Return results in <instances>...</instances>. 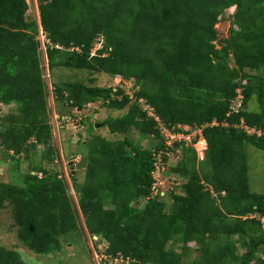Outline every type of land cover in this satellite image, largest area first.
I'll use <instances>...</instances> for the list:
<instances>
[{
  "label": "trees",
  "instance_id": "trees-1",
  "mask_svg": "<svg viewBox=\"0 0 264 264\" xmlns=\"http://www.w3.org/2000/svg\"><path fill=\"white\" fill-rule=\"evenodd\" d=\"M28 9L27 0H0V104L9 105L0 147L13 161L42 152L40 166L20 174L19 182L0 184V206L11 208L19 241L50 254L82 219L91 236L107 243L106 254L122 260L117 264H264V194L250 189L247 154L248 144L264 150V133L247 130L264 132V0H39L40 22L27 18ZM228 10L230 35L218 46L216 25ZM40 32L49 69L121 75L138 86L130 94L120 85L57 82V102L74 109L101 98L111 109L129 105L103 123L112 133L136 129L160 141L142 147L130 137L90 134L80 143L86 178L81 183L70 173L75 199L68 180L42 164L59 152ZM142 98L160 121L148 115ZM254 98L260 110L250 108ZM160 123L201 134L168 146ZM161 163L164 173L184 179L170 200L154 191ZM0 264L27 262L0 245Z\"/></svg>",
  "mask_w": 264,
  "mask_h": 264
},
{
  "label": "rangeland",
  "instance_id": "rangeland-1",
  "mask_svg": "<svg viewBox=\"0 0 264 264\" xmlns=\"http://www.w3.org/2000/svg\"><path fill=\"white\" fill-rule=\"evenodd\" d=\"M29 9L27 11V18L34 19L40 22L38 2L39 0H27ZM226 18L220 21L216 28L218 34V46L222 44L225 38L230 35V27L232 26V18L230 17V10L226 13ZM104 38V37H101ZM38 39L41 41V60L44 67V81L47 88V99L50 110V120L53 126V140L52 144L55 146L57 154L54 161L48 162L43 160L42 164L46 167L57 170L63 175L69 184L70 195L75 199L73 180L70 176L71 169L69 166V158L76 156V160L82 158L80 154V144L85 139H89L90 134L101 135L109 140H124L130 137L134 142L139 143L142 147H154L159 144L153 135L141 136L139 131L131 129L128 133H112L107 125L103 122L108 117H118L125 114L129 110V105L122 109H111L101 98L98 101L88 104L84 108L74 109L67 106L65 103L57 102L55 84L57 82H84L90 86L108 87L114 86V78H111L103 72L90 71L86 69H72L66 66H57L54 69L47 67L46 50L44 47L45 35L40 32ZM105 40H100V42ZM101 43H97L93 49L99 47ZM255 73L253 70H248ZM93 80V81H92ZM130 94H133L137 89L134 79H126L123 82ZM142 100H144L142 98ZM250 108L253 110H260L259 102L254 98L250 103ZM9 105L0 104V123L3 117L8 114ZM65 115L64 119L60 118L61 113ZM153 113V112H152ZM72 114V115H70ZM163 127V126H162ZM185 126L184 128H186ZM193 136L196 138L200 136L201 130H193ZM192 137L189 139L191 140ZM195 147H201V141H197ZM41 148V147H40ZM46 147H42L43 150ZM40 150L31 152L29 158L19 157L17 161L6 156V153L0 147V184L4 181L17 182L20 179V174L28 172L33 169V166H40L41 154ZM248 164H249V179L250 189L252 192L264 194V150L255 147L252 144L247 145ZM198 155L203 158L204 153L199 149ZM181 152L171 155L169 164L176 166L180 160ZM160 166L154 172L157 179L156 190H160L162 198H171L173 191H181L180 186L184 179L175 173H164L166 169ZM79 182H83L86 178V168L76 170L74 172ZM41 175V173H40ZM21 181V180H20ZM19 182V181H18ZM264 218V217H263ZM262 218V220H264ZM264 222V221H263ZM13 217L11 208H2L0 206V245L18 250L27 264H117L122 263V260L111 259L105 252L106 242L99 239V237L91 236L84 228L83 220L81 225L68 235L63 237V246L60 250H55L47 255H40L25 247L18 239L17 228L13 224ZM176 248L180 246V242L174 244ZM178 246V247H177Z\"/></svg>",
  "mask_w": 264,
  "mask_h": 264
},
{
  "label": "built area",
  "instance_id": "built-area-1",
  "mask_svg": "<svg viewBox=\"0 0 264 264\" xmlns=\"http://www.w3.org/2000/svg\"><path fill=\"white\" fill-rule=\"evenodd\" d=\"M99 43H101V45L99 47H96V49L101 48L103 46V42L102 41L99 42ZM77 49L81 50L80 48H77ZM93 54H95V51L93 52ZM123 82H126V80H124V78L121 75H116V77L114 78V85L115 86L116 85H120L124 89H126V87L123 84ZM140 101L143 102L142 103V107L147 111L148 115H150L151 117H154L155 119L160 121L159 117L156 115V112L154 111V108L150 104L144 102L142 99H140ZM236 102H237L236 107H239L241 105V103H242V95H241L240 92H239V94L237 96V101ZM160 128H161V133L166 138L165 143L168 146H171L175 141L186 140V141L190 142V141H192V139H194V137H192L193 136V132H192L193 130L188 132V133H183L181 131H175L174 132V131L170 130L169 128H167L163 123H160ZM187 128L188 127H186L185 129H187ZM247 130L250 133H256L258 135H261L262 133H264L261 130H256L254 128L247 129ZM191 137H192V139L189 140ZM196 144L197 143H195V145ZM161 164H163V163H161ZM160 166H162V165H158V168ZM163 168H165V167L163 166ZM154 191H155V193L158 191V190H156V187H154Z\"/></svg>",
  "mask_w": 264,
  "mask_h": 264
},
{
  "label": "water",
  "instance_id": "water-1",
  "mask_svg": "<svg viewBox=\"0 0 264 264\" xmlns=\"http://www.w3.org/2000/svg\"><path fill=\"white\" fill-rule=\"evenodd\" d=\"M76 158H77L76 156L69 158V166H70V169L72 170L73 173L76 170L86 168L87 163H88V157L87 156H83L79 161L75 162Z\"/></svg>",
  "mask_w": 264,
  "mask_h": 264
},
{
  "label": "flooded vegetation",
  "instance_id": "flooded-vegetation-1",
  "mask_svg": "<svg viewBox=\"0 0 264 264\" xmlns=\"http://www.w3.org/2000/svg\"><path fill=\"white\" fill-rule=\"evenodd\" d=\"M80 159H81V158H80ZM80 159H79V160H80ZM79 160H76V159H75V162H77V161H79Z\"/></svg>",
  "mask_w": 264,
  "mask_h": 264
}]
</instances>
